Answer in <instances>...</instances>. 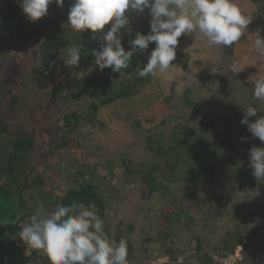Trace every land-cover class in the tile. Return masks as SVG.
<instances>
[{
  "label": "trees",
  "instance_id": "trees-1",
  "mask_svg": "<svg viewBox=\"0 0 264 264\" xmlns=\"http://www.w3.org/2000/svg\"><path fill=\"white\" fill-rule=\"evenodd\" d=\"M235 2H239L237 5L242 13H248L252 19L247 27L251 40L256 37L258 27L264 29V0ZM71 4L72 0H65L63 7L55 3L49 5L48 15L34 22L31 30L17 0H0V58L3 57L0 67L7 64L5 71L0 73V264H47L36 251L26 255V246L17 234L38 203L51 210L58 203L68 205L72 202L96 205L110 237L127 241L129 264H262L250 251L256 244L253 243L254 230L250 227L264 220V199L261 200V213L255 216L258 217L256 223L254 218L240 223L234 212L236 220L232 219L213 237L203 234L210 223L223 219L221 210L231 200L230 196L219 201L222 195L209 194L207 189L217 190L214 187L216 174L220 169L225 173L228 170L225 160L230 159V162L234 155L236 161L235 154L226 146L235 138H243V124L237 127L229 117L216 119L206 112L200 119L203 125L200 132L191 134L189 129L169 122L168 117L173 116L169 111L156 114L160 119L155 130L148 129L144 133L140 132L142 124L132 111V107L138 111L132 102L133 106L127 105L124 111L117 108L113 117L121 121L123 128L132 124V139H119L113 134L102 140L93 130L83 134L82 141L75 137L80 133L78 127L87 122L103 135L108 134L111 131L109 123L97 119L101 109L117 102H131L130 98L153 83L157 75L144 78L138 75L154 43L147 49L149 54L145 51L135 53L129 67L121 74L111 68L100 71L91 53L99 49L101 41L93 39L90 30L77 34L66 25L65 15ZM131 17L137 20L135 13ZM133 30L122 36L125 50L129 49L128 41L137 32L147 34L150 31V24L141 31ZM23 42L31 46L20 54L15 49H20ZM240 44L243 49L238 52L235 48ZM245 44L237 42L231 47L219 46L218 50L227 62L243 61L249 49ZM72 45L80 47L81 53L75 67L65 65L63 60L67 58V48ZM212 47L215 53L217 46ZM14 51L15 57L20 55V60L9 62L7 54ZM191 57L182 65L177 61L172 64L181 66L185 72ZM223 62L218 68L229 70ZM230 72L231 69L226 77L239 76ZM170 91L174 94L168 93L161 99L169 108L178 107L179 101L193 106L195 100L186 97L190 93L188 89L182 90L186 95L183 97L179 96V90ZM251 93L241 99L234 94L236 103L234 101L231 107L239 121L244 115L243 108L249 105L260 108L257 116L264 115V100H260L261 107L253 95L250 97ZM240 94L242 97V91ZM251 140L255 146L264 147L258 138L251 137ZM81 152L89 158L95 156L96 161H79ZM204 152L212 154L207 156ZM211 160L214 163H210ZM115 161L119 163L118 173L114 172ZM98 163L107 173L97 175L87 169ZM73 166L75 169L69 172ZM235 172L240 178L249 173L245 179L250 178V183L257 180L251 168L242 170L240 165ZM243 181L237 180L234 188L229 187L236 191ZM121 182L131 183V190L140 194V199L134 208L115 220L110 217L115 211L114 201L125 196L123 190L118 191ZM112 194H116L114 201L109 199ZM215 196L217 200L213 201ZM151 200L152 206L149 205ZM186 201L189 202L187 206L184 205ZM195 202L199 207L194 210L201 214L197 218L189 213ZM200 218H203V225L191 228L198 226ZM245 253L250 260L244 258ZM227 259L231 262H225Z\"/></svg>",
  "mask_w": 264,
  "mask_h": 264
},
{
  "label": "clouds",
  "instance_id": "clouds-1",
  "mask_svg": "<svg viewBox=\"0 0 264 264\" xmlns=\"http://www.w3.org/2000/svg\"><path fill=\"white\" fill-rule=\"evenodd\" d=\"M65 0H17L22 13L30 22L48 15L49 5L63 7ZM148 11L150 31L137 32L128 41L125 50L122 36L130 33V13L136 16ZM235 0H72L66 25L77 34L86 30L93 39L101 41L98 50L92 51L94 64L100 71L111 68L121 74L127 69L137 52H144L155 44L147 63L139 70L141 78L156 76L169 70L176 59V48L182 35L199 33L209 46L231 47L247 32L251 23ZM111 22V23H110ZM110 25L109 27H105ZM249 51L264 56V37L252 42ZM81 58L80 47L67 48L65 65L75 67ZM232 73H239L237 63ZM253 97L264 100V75L249 77ZM244 109L240 121L247 126L252 137L264 144V115L257 116V107ZM250 117H256L254 121ZM251 174L264 180V147L253 145L248 153ZM19 240L26 246V255L36 251L47 264H129L128 245L124 238L117 241L105 230V221L94 203H58L51 210L43 203L22 222Z\"/></svg>",
  "mask_w": 264,
  "mask_h": 264
},
{
  "label": "rangeland",
  "instance_id": "rangeland-1",
  "mask_svg": "<svg viewBox=\"0 0 264 264\" xmlns=\"http://www.w3.org/2000/svg\"><path fill=\"white\" fill-rule=\"evenodd\" d=\"M239 3V2H237ZM246 5V3H245ZM243 14L249 16L248 13L243 12ZM132 13L129 15V28L130 31L133 30L132 27H134L133 32L141 31L142 28L148 26L150 24V15L149 13L146 14L145 12L140 14L139 16H136L137 20L134 21L131 17ZM68 13L65 15L67 19ZM26 18V17H25ZM27 19V18H26ZM28 20V19H27ZM26 20V21H27ZM260 22H262L261 19H258ZM138 21V22H137ZM30 23V24H29ZM26 24H29L28 27H30L31 30L34 29V22L28 21ZM259 25H262L261 23ZM131 26V27H130ZM264 28V27H262ZM258 31H256V37L252 38L251 40L248 38V28L247 32L242 35L238 43H243L245 46L247 45V48L250 47L252 42L257 38V36L261 35L264 37V29L257 28ZM131 33V32H130ZM128 33V34H130ZM247 33V34H246ZM199 33H191L189 35H182L179 39V43L176 48V55L180 57V61H177V64H181L186 62V60L190 57V61L187 63V68L184 72L183 68L181 66H171L168 71L164 73L157 74L156 78H154V82L145 86L144 90L141 93H138L130 98L131 102L125 103H113L109 105L107 108L101 109V111L98 114V120L104 121L109 123L111 131L108 134H102V132L98 130L97 127H94L91 123H83L78 127L79 134H75V137L79 140H83V134H86L87 132H91L92 130L94 132L97 131V133L102 136V140H106L105 137L109 135H116L119 139H132L133 134L131 130L132 124H127L125 128H123L120 120H115L113 117L115 116V113L118 112V110L124 111L129 106H133V103H135V106L137 107L138 111L132 107V111L136 112L135 116L136 118L141 122L142 124V130L140 132H148V129L155 130V126L159 122L160 116L156 115L159 113H167L171 112L173 115L172 117H168L169 122L173 124H177L180 127L189 129L190 133L194 134L200 132L199 129L203 127V125L200 124V119H202L203 113H208L214 118L219 117H229L232 124L237 125L239 127L241 125L237 114H235L232 111V103L236 99L245 98L247 94L250 92H253L252 88V82L249 79V77H253L255 75H264V56H259L253 52H250L249 49H247V53L244 56L243 61H237L235 63L239 66V74L235 73V76H238L237 78H229L226 77L227 72L231 69V65L234 63L232 61H228L226 59L223 60V57L220 55V50H218L219 46H217V50H215L213 53L214 47L209 46L205 39L198 38ZM237 43V42H236ZM3 44V43H2ZM151 45H154L151 43ZM28 46H31L29 42H23L21 48L15 49L16 52L19 51L20 54L23 52L24 49H26ZM243 49V46L237 45L235 50L238 52ZM5 50V49H4ZM145 54H149L148 50H145ZM20 55H17L15 57V51L13 54L9 55L7 54V57L9 58V62H17L20 60ZM3 58V57H2ZM2 58H0V63L2 61ZM225 63L229 68L223 67L218 68V65ZM7 62V61H6ZM8 63V62H7ZM9 64V63H8ZM7 65V64H5ZM5 65L0 67V73L5 71ZM212 72V73H211ZM232 73V71L230 72ZM235 84V85H234ZM235 89V92L233 90ZM189 90L190 93L187 94V96L182 92L186 90ZM179 90V96L183 97L186 96L190 98L191 100H195L193 106H189L182 101H179L177 106L175 108H169L167 104H165L161 99H163V95H166L168 93L174 94L173 91ZM242 91V97L240 96ZM236 96H235V95ZM252 93L250 97L252 98ZM236 97V98H235ZM259 105L262 107V103L259 100ZM155 105V106H153ZM255 105V104H254ZM116 106V107H115ZM153 106V107H152ZM159 106V109L157 107ZM150 107V108H149ZM257 107V114H259L260 108ZM109 111V112H108ZM115 111V112H112ZM200 111V112H198ZM111 112V113H110ZM155 114V116H153ZM170 114V115H171ZM161 115V114H160ZM165 116V114H163ZM177 115L176 117H174ZM133 116V115H132ZM131 116V117H132ZM174 117V118H173ZM133 118V117H132ZM114 121H110V120ZM250 120L254 121L255 117H250ZM171 120V121H170ZM127 122V121H126ZM129 123V122H127ZM98 124V123H96ZM171 124V126H173ZM129 125V126H128ZM162 129V127H161ZM151 130V131H152ZM244 136L241 139L235 138L233 140L232 147L231 144H227V148L233 151V153L236 156V161L234 160V155L230 159L225 160L224 163L228 165L226 173L220 169L219 172L216 174L217 178L215 180V188L207 189L208 193H215L216 196L222 195V198L220 197L219 201L225 200V197H230L231 200L224 204V208H222L223 219H218L215 222H212L208 225V227L204 228V233H207V235H212L219 232L227 223H231L232 219L236 220L234 217L235 214H238V221L240 223H245L249 218H254L253 220L256 223V219L258 217H255L256 214L261 213L262 206L261 203H263L261 200L264 199V180H256L254 183H250V178H246L249 173H244L242 175V178L239 177V174H235V170H238L240 168V165L242 166V170H245V168L249 167V158L248 153L249 149L255 145L254 142L251 140V133L247 130V126L244 125ZM135 138V137H134ZM192 138V137H191ZM225 139H227L225 137ZM143 144L145 142H142ZM138 146L142 145L137 143ZM137 146V147H138ZM136 147V148H137ZM110 148V147H109ZM126 151H128V148H125ZM132 149V148H130ZM211 155L212 153H205L204 155ZM203 155V156H204ZM214 155H217V153H214ZM202 156V157H203ZM95 156L93 158H89L86 154L82 153L78 156L79 161H87L89 163H92L93 161H96ZM212 159V157H211ZM116 160V159H115ZM214 163L213 160L210 161V163ZM67 164H70V160H67ZM116 164V165H115ZM118 162L115 161L114 165L116 166L114 169V172L118 173ZM68 166V165H67ZM75 168L70 167L69 172L73 171ZM88 170L95 171V174L102 175L104 173H107V169L103 166H101L99 163L97 165L91 164L90 167H87ZM219 173H222L221 176ZM240 173V172H239ZM117 179V178H116ZM246 181H245V180ZM113 182H115L114 179L111 178ZM237 180L243 181V184L238 185V190H232L231 188H234V182ZM119 183V180H116ZM231 188H230V187ZM120 188H118V191L123 190L122 192L125 194V196L121 197L117 201H114L116 194L110 195L109 199L114 201L116 204L113 206L114 212L111 214L110 217L115 218V220L119 219L118 216L121 214L127 213L130 209L134 208L135 202H137L140 199V194L137 195L133 190H131L132 184L131 183H120ZM248 194L250 196H248ZM216 196L214 197L213 201L217 200ZM207 199V198H206ZM149 205H153V201L151 200L149 202ZM189 202H185L184 205L187 206ZM198 204L195 202V204H192L190 206L191 210L189 213L194 215L195 218H197L199 215V210L195 211L198 208ZM113 208H111L113 210ZM110 209V210H111ZM195 209V210H194ZM151 213H154V210L150 209ZM262 218V217H261ZM264 221V220H263ZM257 223L256 225H251V229L254 230L255 238L253 239L254 244L253 248L250 249V251L254 254L256 259L264 264V243H263V237H264V222ZM198 226H191V228L200 227L203 225V218H200L197 221ZM256 238L258 240H256ZM252 243V244H253ZM184 246V245H183ZM187 251V247L184 246ZM249 254L245 253L244 258L246 260H250ZM225 262H231V260H226Z\"/></svg>",
  "mask_w": 264,
  "mask_h": 264
},
{
  "label": "water",
  "instance_id": "water-1",
  "mask_svg": "<svg viewBox=\"0 0 264 264\" xmlns=\"http://www.w3.org/2000/svg\"><path fill=\"white\" fill-rule=\"evenodd\" d=\"M174 61H180V57L176 55V59Z\"/></svg>",
  "mask_w": 264,
  "mask_h": 264
}]
</instances>
